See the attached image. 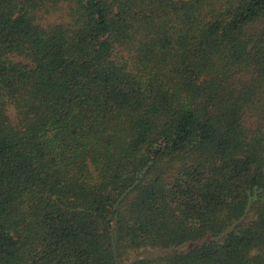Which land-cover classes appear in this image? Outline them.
Here are the masks:
<instances>
[{
	"label": "trees",
	"instance_id": "trees-1",
	"mask_svg": "<svg viewBox=\"0 0 264 264\" xmlns=\"http://www.w3.org/2000/svg\"><path fill=\"white\" fill-rule=\"evenodd\" d=\"M0 264H264V0H0Z\"/></svg>",
	"mask_w": 264,
	"mask_h": 264
},
{
	"label": "rangeland",
	"instance_id": "rangeland-1",
	"mask_svg": "<svg viewBox=\"0 0 264 264\" xmlns=\"http://www.w3.org/2000/svg\"><path fill=\"white\" fill-rule=\"evenodd\" d=\"M63 16L64 15L62 12L53 13V15L49 17L47 22H51V20H61L63 18Z\"/></svg>",
	"mask_w": 264,
	"mask_h": 264
}]
</instances>
